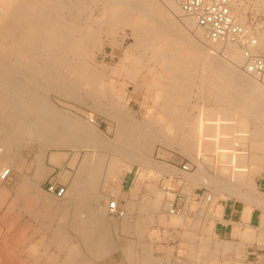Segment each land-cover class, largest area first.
<instances>
[{
  "label": "bare ground",
  "instance_id": "bare-ground-1",
  "mask_svg": "<svg viewBox=\"0 0 264 264\" xmlns=\"http://www.w3.org/2000/svg\"><path fill=\"white\" fill-rule=\"evenodd\" d=\"M160 1L0 0V177L3 178L14 165H19L18 157L23 149L33 145L38 147L37 167H34L35 171L33 170L35 180H21L16 193L14 192V203L12 202L10 207L22 201L25 213L40 221V231H53L50 238L44 239L45 246L53 244L60 252L65 251L66 244L71 239L65 236V225L53 228L50 224L56 216L67 215V213L63 214V211H66L65 204L44 196L40 201L33 196L37 186H35L36 180L44 179L47 174L54 171L53 168L47 171L46 165H43L44 154L50 148H69L77 152L75 156L79 155V150L87 151L78 168L76 167L75 177L70 181V188L64 195L67 203L72 205L65 219L69 218L67 224L77 236L76 239L82 244L88 256L95 259L103 258L116 250L108 219L106 214L101 212L102 207L96 204L99 208L98 212L95 211L97 208H91L92 202L99 200L97 188L102 178V169L107 167L110 173L118 175L119 172L128 171L127 164L135 163L142 168L169 170L166 164L155 165L146 156L159 142L169 148H178L180 152L193 154V161L197 162L196 164L205 158L206 151L214 149L227 158L225 166L229 171L228 179L241 185L246 181L243 170H246L247 166L244 168L243 165L247 158L243 156L244 152H239L240 148L237 147L240 143L237 144V141L243 146L247 145L249 138L240 135L220 138L219 135L231 128L232 130L243 128L245 132L248 123L252 122L254 126L249 131L251 138L258 142L259 150H264V83L240 68L243 58L238 47L210 45L206 40L205 31L198 27L194 19L188 15L182 16L185 14L180 10L177 0ZM91 6L101 8L98 18L93 19L94 17L87 12ZM117 30H121L124 34L121 42L113 36ZM129 38L133 43L124 51L119 63L114 66L107 65L104 62L107 56L104 54L105 47L109 45L113 49H121ZM259 46L264 52V38ZM115 54L113 50L108 55L113 59ZM144 59L158 65L163 72L154 76V87L160 92L157 94L158 98H154L158 100L156 103L160 117L150 118L149 113V119L147 115L145 117L147 121L135 123L127 122L120 110H103L99 106L96 94L100 88L106 86L105 80L108 74L124 75V71L131 67L127 75L132 76V73L139 72ZM140 86V83L135 82V89ZM195 88L212 103L211 108L206 113L200 111L197 118L189 116L187 112ZM50 93L81 103L84 99L91 100L93 107L100 108L101 113L119 122L115 137L110 141L105 139L106 136L102 137L95 129V119L92 115L84 116L86 120H82L79 116L68 115L63 109L56 107L48 98ZM235 114H240V118L236 119ZM92 149L101 153L109 152L114 156L107 162L102 154H90L88 151ZM218 149L222 151H217ZM66 155V153H53L51 155L53 166L60 167ZM182 173L188 175L186 172ZM66 174L70 175L67 172ZM69 175H65L67 180ZM188 176L194 183L207 180L203 181L202 176L191 174ZM7 191L0 186V201L5 199ZM159 196L153 197L151 201L141 202L139 211L143 214L157 213L160 208ZM171 206L172 203H168L165 210L170 212ZM160 217L162 223L170 225L179 224L182 219L181 213H170L169 219L165 216ZM122 222L123 230L130 231L127 226L129 222L126 219H122ZM135 228L137 232H141V225ZM245 232L247 233V229ZM245 232L244 236L248 234ZM20 236L12 232L5 241L7 245L10 242L16 244V253L12 255L11 264H91L84 261L77 262L78 259H83V255L77 254L76 250L72 251L73 254L76 253L75 255L68 251L69 253L64 255V262L57 261L58 257L52 256L51 251L52 255L47 254L45 257L42 256L43 254L37 255L34 251H21ZM207 238L208 236L204 237ZM38 241L41 242L39 239ZM128 246L124 251L131 253L130 261L127 260L131 264H162V261L151 257V249L148 245H141L142 250L139 255L134 252L136 245L130 243ZM238 246L235 247L239 248ZM226 247L229 248L224 244L223 250ZM6 249V245L3 244L1 250L6 251ZM193 251H191L192 255ZM166 252L169 253L168 250ZM201 253L204 255L203 250ZM188 255L187 253L186 257L190 258V261L185 264H194L193 258ZM223 261L225 264L230 263ZM201 262L214 264L207 258L205 262L204 260Z\"/></svg>",
  "mask_w": 264,
  "mask_h": 264
},
{
  "label": "rangeland",
  "instance_id": "rangeland-1",
  "mask_svg": "<svg viewBox=\"0 0 264 264\" xmlns=\"http://www.w3.org/2000/svg\"><path fill=\"white\" fill-rule=\"evenodd\" d=\"M158 1L161 2L160 0ZM100 10H101L100 7L92 8L91 6V8L87 12H89V15L91 14L92 17H94L93 19H95L100 16L99 15ZM233 10L237 15H239V17L241 16L242 22L245 24H249L251 19L254 17H257L259 21L264 23V0H233ZM182 16L187 17L186 15H182ZM260 31L264 35V25L262 26V29ZM113 36L116 38V40H118V42H121L124 34L121 30H117L114 32ZM103 37H106V36H103ZM132 43H133V40L131 38L127 39L126 42L124 43V47L121 48L122 51L121 49L116 50V49H113L112 46L107 45L105 47L106 51L104 52V54H106L107 56H105L104 62L110 66H114L118 64L119 59L124 54V51ZM113 50H115L116 54H115V57H113L112 59L111 56H109L108 54L111 51L113 52ZM146 61H147L146 59L143 60L142 62L143 64L141 68L139 69V72L132 73L133 74L132 76L127 75V72H130L131 67L130 68L128 67L124 71L125 72L124 75L119 74V73H109L108 74L105 80L106 86L103 88H100L96 94V97L99 101V106L103 110H106V109L114 110V111L120 110V113H122L123 117L127 119V122L132 121L135 123H140L143 121L145 122V120L147 121V119H149L148 117L149 113H150V118L160 117L159 108L156 103V101L158 100H155L156 98H158L157 94H159L160 92L157 91L154 87V80H155L154 76L157 74L160 75L163 72L161 71V68L158 65H154ZM135 82H138L141 84V86L138 89H135L134 87ZM58 97L59 96L53 93H50L48 95L50 102L54 104L56 107H59V109L61 110L63 109V111H65L68 115H71L74 117L79 116V118H81L82 120H86L87 115L89 114L92 115L93 118L95 119L94 125L96 127L95 128L96 131L102 137L106 136L107 137V138L105 137L106 140L110 141L115 137V132L118 128L119 122L117 121V119L108 117L107 115L101 113L99 111L100 108L96 109L95 107H93L91 100L86 98L87 100L85 101L84 99V102L81 103L77 100H72V99L69 100V99H65L62 97H59V98ZM211 105L212 103L208 101L206 98H204L201 92L197 88H195L193 89V95L190 98L189 107L187 110L188 115L193 118H197L200 115V111L202 112L204 111L206 113L209 110V108H211ZM201 106L204 108L202 109ZM149 109L151 110V112H149L150 111ZM146 115H147V119L145 118ZM235 117L236 119H239L240 114H235ZM248 125H247V129L245 128V132L243 128L242 129L235 128L233 130L231 128V129L226 130V132L224 131L223 133H221L219 137L220 138L221 137L230 138L232 137V135H240L244 137L247 136V138H249V143H247V145L245 144L241 146L242 145L241 142L237 141V144L238 143L241 144V145L239 144L237 148H240L239 152L254 151L253 147L251 146L254 145V143L257 145L258 142H255V140L251 138V133L249 132L252 129V126H254V124L252 122H249ZM217 151H222V149H218ZM79 152H80L79 155L75 156L77 152L69 148H59V149L50 148L48 149L45 152L44 157H43V165L44 164L46 165L44 166L45 168H47L46 169L47 171L50 170V168H53L54 171H51L49 174H47V176H45L44 179L36 180L37 183H35V186L36 185L37 186L35 187V191L33 192V196L37 198V200L41 201L42 197L44 196L47 198L54 199L62 203L63 205L65 204L66 211L65 212L63 211V214L67 213V215H65L67 217H68V212L71 211L72 205L70 203H67V200L64 197L57 198L53 194L47 192L45 187L49 181H58V183L66 186L67 192H68L70 188V184H71L70 181L74 179L77 168L80 164V161L87 153V151L84 149L79 150ZM88 152L90 154L104 155L107 162L108 160L110 161L114 156L112 153H109V152L101 153L100 151L99 152L93 151V149ZM53 153H66L67 154L66 156L70 157L68 159L69 161H67L65 164L61 163L60 167H55L51 163V155ZM37 154H38V147L36 145H33L32 147H28V149L27 148L23 149L20 152L19 157H18L19 165H14L13 168H11V171L9 170L10 172L8 171V174L5 177L4 176L3 178L0 177L1 188L8 190L7 196L5 197V199L0 201V238H1L0 239V264H11L10 260H12V255L16 253V247H15L16 244L12 242L10 243L8 242L9 244L7 245L5 242L6 238L9 237V235L12 232H14L15 234L17 233V235L19 236L21 235L20 236L22 239V243H20L22 247L20 248L21 251L22 250L23 251L25 250L26 252L28 250L29 252L34 251L35 253H37V255L39 254L41 256L43 254L42 255L43 257L47 256V254H50V255L53 254L52 256L58 257L59 259L57 258L56 260L57 261L59 260L60 262L65 261L64 255L68 254L69 252L71 254L72 251L75 252L76 250V253L82 254L83 259H84V260L78 259L77 262L79 263L80 262L83 263L84 261V262H88L91 264H129V263L131 264V262H129L131 259V253H129L128 251H124L129 247L128 244L131 243L134 246L136 245L135 246L136 250L134 249V252L137 253L136 255H139V253H141V250H142L141 245L143 244L148 245L151 249L150 250L151 257L156 258L160 262L162 261L161 262L162 264L189 263L190 258L186 257L187 253L189 254L188 255L189 257L193 258L192 261L194 264H202L201 260L202 261L204 260L205 262L206 258L209 259L210 262L212 261L214 264H218V263L221 264L222 262L224 263L223 260H226L225 262H228V263L230 262L231 264H264V231H263L264 230V206H263L264 205V200H263L264 199V159L262 163L247 164L248 166L246 168L247 171L244 172V176L246 177L247 184H244V185H237L233 183L230 179H228L227 174L229 171L227 167L225 166L227 164L226 163L227 158L218 154V152L214 151V149H212L211 151H206L204 154L205 158L199 164H196L197 162L193 161L194 160L193 154L191 153L187 154V153L180 152L178 148L177 149L169 148L159 142H157L154 145L151 153L146 154V156L149 158L150 161L153 162V164L155 165L156 164H166L167 166L171 167L172 171L159 172V170H157L154 167L152 168L149 167V169L142 168L135 163L127 164L129 166L131 165L130 167L127 166L128 171L124 173L119 172L117 173L118 175L110 173L109 170H107L108 169L107 167L105 169H102L103 171L102 178L99 181V185H98L99 188H97V191L99 194V200L95 201V203H93L94 202L93 201L91 208L92 209L97 208L95 211L97 210L99 211V208L97 207V205H100L102 207L101 212L106 214V217L108 219L109 226L111 229V238L116 245V250L110 253L109 255L104 256L103 258L95 259V258L88 256L82 244L76 239L77 236L75 235V233L71 230V228L68 225L69 218L66 220L65 216L61 214L60 216L64 218H61L58 215L54 218V220L50 222L53 228H56V226L58 227L62 224L63 226L65 225L64 226L65 236L67 238H71L70 241H68L66 244L67 249H65V251L60 252L57 249V247L53 244L45 246L44 239L50 238L51 235L53 234V231L51 230L49 231L47 230L48 232L40 231L39 230L40 221L36 218H33L32 216L30 217V215L25 213L22 201H18V203L15 202L16 204L12 206L13 208L10 207L15 197L16 189L19 186V183L21 182V180L22 179H26V180L32 179V181L35 180L34 171H35V168L37 167V160H36ZM186 163H189L192 165V170L189 171L191 175H197L199 177L202 176V179L204 178L203 181L205 179L207 180H205L204 182L201 181L199 183H194L190 180V178H188L189 177L188 175H190L189 172H187L188 175H185L183 173L181 174V172H183L182 166L185 165ZM21 165H24V166H21ZM18 167L20 168L18 169ZM198 167H200L201 169ZM221 169L222 170L225 169L226 171L223 170L224 172H222ZM217 171L220 173H218ZM66 172L70 173V175L66 174ZM65 175L66 176L69 175L68 180L66 179ZM155 176L157 178H155ZM125 179L130 180V182H132V185L131 187L128 186L125 189H123L122 182ZM148 185L149 187L147 188ZM163 187H167L170 189L169 194L166 195L165 193L166 191L163 190ZM236 187L237 189H235ZM230 192H232L233 194H231ZM155 196H159V200H160L159 211H157V213L155 212L146 213V214L141 213L139 211V206L145 200L146 202L151 201L152 199L155 198ZM112 201L117 202L119 209L121 208L120 210L123 212V216L117 217L111 214L109 210V205ZM168 203H174L175 206H179L182 208V212H181L182 219L179 224H176L177 226L172 223L171 225L164 224L161 222V217L159 218V216H165L166 219L170 218V212L165 210L166 208L165 206H167ZM256 203L258 206L255 205ZM234 208L237 211H240L243 209L244 211L248 213V215L252 214L254 216L253 226H246L245 224H239L237 223V220L235 219H231V220L227 219L225 215L226 209L231 210ZM260 215H262L261 218H259ZM122 219H126L129 222L127 226H129L128 229L130 231L126 232L123 230ZM207 220L209 221L208 223H207ZM134 221H135V224H134ZM203 221L205 222V224ZM59 222L60 223L62 222V223L58 224ZM137 224L141 225L142 233L136 231L135 227L136 226L140 227V225L138 226ZM205 226H206V231H205ZM247 227L248 228L254 227V229H248ZM200 229L203 234L201 233ZM246 229H247L248 234L245 232ZM244 232L249 237L247 235L244 236L245 235ZM200 234H202L203 236ZM191 236H193V238ZM207 236H208L207 239L209 241L207 239H204V237L206 238ZM42 237L44 241L42 240ZM38 239L41 240V242H39ZM248 240H250V242ZM38 242H39L40 247L38 246ZM194 243L198 245L196 246ZM3 244L4 246L6 245L7 247L6 251L1 250V246H3ZM224 244H227L229 248L226 247L227 249L225 248V250H223ZM32 245H37V246L33 247ZM188 245H191L193 247L188 246ZM186 246H188V248ZM235 246H238L239 248ZM43 248H46L48 250L46 251V249H43ZM188 249H190L191 251L194 250L193 255H192V252L189 251ZM167 250L169 251V253L166 252ZM200 250L201 251L203 250L204 255L202 253H201L202 255L200 254L201 252ZM205 250L208 252H205ZM235 250L239 252H236ZM50 251L53 253L51 254ZM42 252H45V253H42ZM198 253L200 255H198ZM199 256L202 258H200ZM215 256L218 258H215ZM88 260L89 261L91 260V262H89Z\"/></svg>",
  "mask_w": 264,
  "mask_h": 264
},
{
  "label": "built area",
  "instance_id": "built-area-1",
  "mask_svg": "<svg viewBox=\"0 0 264 264\" xmlns=\"http://www.w3.org/2000/svg\"><path fill=\"white\" fill-rule=\"evenodd\" d=\"M183 14L192 17L198 27L206 34V40L210 45H235L242 54L243 63L241 69L248 75L264 83V52L259 44L264 38L261 33L263 22L257 17L251 19L249 24L242 22L241 16L233 10V0H177ZM192 170V165L186 163L182 166L183 172ZM8 171L4 174V177ZM46 191L57 198H63L66 187L57 181H49ZM166 195L170 189L163 187ZM111 214L117 217L123 216L117 202L112 201L109 205ZM182 208L172 203L170 213L180 214Z\"/></svg>",
  "mask_w": 264,
  "mask_h": 264
},
{
  "label": "crops",
  "instance_id": "crops-1",
  "mask_svg": "<svg viewBox=\"0 0 264 264\" xmlns=\"http://www.w3.org/2000/svg\"><path fill=\"white\" fill-rule=\"evenodd\" d=\"M245 137H247V136H245ZM252 147H253L254 151L244 152V155L243 156H245L247 158L246 159V162H245L246 165H245V163L243 165L244 168H246L247 164L254 163V161L256 162V164L262 163V161L264 159V157H263L264 150H259L256 144H254ZM259 152H261V153H259ZM241 153H243V152H241ZM69 158L70 157L66 156L61 163L65 164L68 161ZM168 169L169 170H166V172L172 171V170H170L171 167H169ZM246 171L247 170H243V172H246ZM159 172H161V171H159ZM162 172H165V171H162ZM245 179H246V177H245ZM244 184H247V180L245 181ZM244 184H241V185H244ZM60 185H63V184H60ZM131 185H132V182H130V180H126L125 179L122 182V188L123 189H125L128 186L131 187ZM63 186H65V185H63ZM66 192H67V188H66ZM174 203H175V201H174ZM225 215H226L227 219H230V220L231 219H235V220H237V223H239V224H245V225L247 224L246 226H253V224H254V221H253L254 216L252 214L251 215L250 214L248 215V213L246 211H244L243 209L240 210V211H237L235 208L234 209H231V210L230 209L229 210L226 209V214ZM261 217H262V215L259 216V218H261Z\"/></svg>",
  "mask_w": 264,
  "mask_h": 264
}]
</instances>
